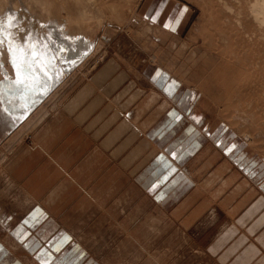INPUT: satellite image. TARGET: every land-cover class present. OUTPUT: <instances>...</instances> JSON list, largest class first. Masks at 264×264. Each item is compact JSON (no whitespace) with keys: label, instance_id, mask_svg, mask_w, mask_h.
Returning <instances> with one entry per match:
<instances>
[{"label":"rangeland","instance_id":"1","mask_svg":"<svg viewBox=\"0 0 264 264\" xmlns=\"http://www.w3.org/2000/svg\"><path fill=\"white\" fill-rule=\"evenodd\" d=\"M144 1L0 0L4 23L19 21L17 42L38 34L56 57L46 77L17 87L7 43L0 50V240L12 237L5 244L18 264H264V0H174L191 9L179 36L144 22ZM108 64L141 77L158 68L175 80L172 92L186 96L183 103L187 90L194 95L196 186L207 189L205 199L197 193L173 209L157 197L161 189L129 182L118 167L111 195L106 181L76 182L75 169L49 154L51 167L32 162L58 136L63 112L85 121L79 111L95 90L73 95ZM75 163L87 162L66 164ZM27 192L37 198L35 212L18 202ZM24 203L35 202L26 196Z\"/></svg>","mask_w":264,"mask_h":264},{"label":"crops","instance_id":"2","mask_svg":"<svg viewBox=\"0 0 264 264\" xmlns=\"http://www.w3.org/2000/svg\"><path fill=\"white\" fill-rule=\"evenodd\" d=\"M141 11L140 18L144 22L158 27L170 36H179L180 32L187 27L191 17V9L174 0H145ZM117 65L118 67L105 65L97 74V80L86 83L73 95L81 96L88 86H92L95 90L90 96L84 98L79 111L84 113L85 121L81 124L77 123L76 116L63 112L61 125L55 129L58 136L46 141L47 144L43 145L47 147L46 155L39 154L32 162L43 158L44 163L40 164V162L39 165L51 167L49 163L53 161L50 155L54 161L62 165V168L64 167V170L66 169L65 171L68 168L75 169L76 182L85 178L88 183L98 187L101 183L104 185L106 181L111 195L115 192L118 167L124 172L125 179L127 178L129 182L138 181L156 191L161 189L157 197L161 201L172 200L173 209L185 198L187 204H190V200L197 198V193L201 195L198 197L205 199L207 189L203 187V184L196 186V175L199 171L195 169L197 164L195 147L196 135L200 134L196 131L194 118L196 110L191 106L193 103L191 105L189 103V97L194 95L189 94L187 90L188 95L183 103L181 100L186 96L172 92L174 88L171 83L175 80L165 78L164 71H159L158 68L153 69L155 71L153 74L146 73L141 77L133 72L130 66ZM175 88L177 91L178 87L175 86ZM153 91L159 96L154 95L157 100L148 106L149 97ZM94 102L97 106L91 113H86V108ZM164 102L168 103L165 111L160 110ZM96 120H98L97 124H95ZM125 121L130 124L129 128L116 134ZM180 124H183V129ZM121 147L124 148L122 151H120ZM67 162L87 163L67 166ZM206 163L209 162H203V169L207 168ZM231 165L237 171L239 170L234 162ZM62 168L57 169V172H62ZM238 172L242 175L240 170ZM9 175L13 184L10 189L12 190L16 188L17 182L14 176L10 173ZM40 176V172L36 171L31 178L38 180ZM206 178L207 174H205L204 182ZM194 189L196 190L192 191ZM56 191L57 189H54L52 192L56 193ZM190 191L193 194H190ZM26 196L31 197L35 202L30 207L24 203ZM18 202H21L26 212L32 208L34 212L37 211L35 210L38 205L37 198L31 192L23 193V200ZM43 211L49 214V210L44 207ZM31 224L35 226V223ZM9 237L4 240L6 243L7 240L11 241L12 237L11 239ZM5 242L0 240V264H18V258L6 248ZM14 242L19 244L17 239ZM17 245H15L16 249L10 245L16 255L20 251V244ZM25 250L23 249L25 253L30 254V251ZM25 259L30 263L29 259ZM34 261L36 262V258Z\"/></svg>","mask_w":264,"mask_h":264},{"label":"snow or ice","instance_id":"3","mask_svg":"<svg viewBox=\"0 0 264 264\" xmlns=\"http://www.w3.org/2000/svg\"><path fill=\"white\" fill-rule=\"evenodd\" d=\"M9 21L6 25L3 18H0V50L7 43L11 62L17 72V79L13 83L17 87H27L28 81L34 80L37 74L47 76L46 69L54 67L55 53L47 38H40L38 34L28 36L23 43L17 42L16 33L20 31L19 21L12 20L11 17ZM7 37L10 39H6ZM56 51L60 49L57 48Z\"/></svg>","mask_w":264,"mask_h":264},{"label":"bare ground","instance_id":"4","mask_svg":"<svg viewBox=\"0 0 264 264\" xmlns=\"http://www.w3.org/2000/svg\"><path fill=\"white\" fill-rule=\"evenodd\" d=\"M2 164V163H1Z\"/></svg>","mask_w":264,"mask_h":264}]
</instances>
